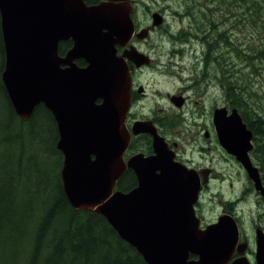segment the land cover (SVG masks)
Here are the masks:
<instances>
[{
    "label": "water",
    "instance_id": "water-1",
    "mask_svg": "<svg viewBox=\"0 0 264 264\" xmlns=\"http://www.w3.org/2000/svg\"><path fill=\"white\" fill-rule=\"evenodd\" d=\"M133 11L131 1L0 0L2 81L9 99L23 120L40 104L51 111L68 200L76 209L103 215L148 264H253L249 241H240L232 215L202 226L197 171L175 160L150 121L136 122L132 130L127 126L132 74L116 46L132 38ZM67 40L73 45L61 56L59 44ZM80 58L86 65H78ZM215 122L221 145L259 182L249 156L254 134L238 110L229 118L220 110ZM142 132L153 135L156 154L126 159L132 135ZM127 169L134 170L137 182L124 191L118 182ZM255 242V263L264 264L260 228Z\"/></svg>",
    "mask_w": 264,
    "mask_h": 264
},
{
    "label": "trees",
    "instance_id": "trees-1",
    "mask_svg": "<svg viewBox=\"0 0 264 264\" xmlns=\"http://www.w3.org/2000/svg\"><path fill=\"white\" fill-rule=\"evenodd\" d=\"M241 1L251 11L253 27L264 34V19L258 18L264 13V0ZM228 2L218 0L217 6ZM223 14L231 16L229 11ZM225 42L229 43L228 36ZM213 45L211 38L208 48ZM252 52L244 57L253 58L255 67V59L264 56V45ZM228 54L220 55L222 70L242 79ZM5 58L0 21V264H148L103 215L72 206L63 188L55 118L44 104L27 121L17 115L1 77ZM240 86L230 87V92L254 131L257 154H264V118L246 105ZM136 182L132 170H127L118 188L128 191ZM229 206L233 209L231 202Z\"/></svg>",
    "mask_w": 264,
    "mask_h": 264
},
{
    "label": "flooded vegetation",
    "instance_id": "flooded-vegetation-1",
    "mask_svg": "<svg viewBox=\"0 0 264 264\" xmlns=\"http://www.w3.org/2000/svg\"><path fill=\"white\" fill-rule=\"evenodd\" d=\"M102 1H131L134 6V11L131 16L135 30L132 38L126 46L119 44L116 46L118 49V55H125V60L127 61L132 74V103L127 118L128 128L132 130L136 122L150 121L156 127L159 135L165 139L168 150H171L176 154L175 160L197 171L202 181V191L205 188H210L211 182L216 178V171L213 165L214 158H209V162L206 164L199 161L195 156L204 154L203 152H205V154H220V152L210 153L205 150V147H209L207 150H210L211 144L214 142L221 145L218 133L219 125L215 122L217 112L223 109V113L229 118V116L233 114V111L237 109L234 98L231 94L232 92H230V87L234 90V87L237 86V82L233 79L230 80L232 75H230V73L227 74L225 70H222L219 49L220 35L219 38H212L211 29L207 30L204 25H202L204 31L203 36L195 35L192 32H190V34H183L181 30L179 33H174L171 31L172 19L170 17V10L165 4L157 6L160 4V0H153L151 6L149 4L141 6L140 0H91L90 2L86 1V3L88 5H95ZM212 4H216V6H211ZM217 4L218 0H204L202 2V8L199 10L200 14L202 12L203 18L207 20L209 19L210 28H212L213 31L217 28L215 22L220 19V15L218 14L216 17L215 14V11L219 12V6H217ZM156 7L160 8L157 9ZM188 9H190V7H187L185 12H180L181 15L184 17H191V15L195 16L194 11H189ZM166 26H168V29ZM165 28L166 34H168L169 37L172 36L175 38V43H178V41L185 44L192 43L191 48L196 52H199L200 45L202 46L204 44L207 46V53L202 54L201 52L197 62H195L196 74L192 73V75L197 76L196 79L193 81L189 78H182V84L179 87L176 86L179 89L177 91H170L159 87H157V89L154 88L157 84L161 85L163 83H168V74L177 79L176 77L178 76V73L180 74L181 72L176 70V68H171L174 66L172 61L176 64H183L181 59L177 60L175 58L174 60L173 57H169L168 61L163 62L162 59L164 52L160 50V44L156 41H151L154 34L161 32ZM161 37H163V33H161ZM211 38L214 40V45L210 49L208 48V42ZM72 45V40L61 41L59 44L60 55L65 56ZM187 50V48H185L184 51L183 49L178 50L177 57H181V54L183 52L186 53ZM217 51H219V54ZM167 57L168 55L166 58ZM78 60L83 59H77V63ZM84 65H86V63ZM165 90L167 91L164 92ZM156 96L163 98L167 102H171L170 106L173 110H167L168 112H165L166 108L158 105L150 110H146V104L144 101L155 99ZM157 103L158 101L156 100V104ZM238 112L244 120L242 113L239 110ZM194 115H196V117ZM245 117L247 118V116ZM192 119H194V121L195 119L198 120L197 124H194ZM245 123L248 126V123ZM192 125L198 126L199 130L189 129ZM248 128L250 127L248 126ZM185 129H187V132L184 133ZM250 129L254 134L253 129ZM181 135L184 140H186V144L190 149L183 147L179 141ZM201 138H204L207 143L202 144L200 142ZM254 139L255 136L253 135V148L249 152V156L253 165L258 169L260 175L259 182L254 181L248 175L243 164L221 145V147L227 152V158L237 162L246 175L244 182L245 189L241 188L240 193L235 199L230 198V200L226 201L223 205V212L232 215L239 223H241V211L239 206H241L240 204H245L242 200H247L246 198L248 196L254 194L255 198L251 201L252 205L258 208V210L264 209V196L261 193V190L264 189V161L262 159L264 154H257L258 150H256V142ZM215 147H217V145ZM138 153H143L145 156L156 154L154 151L153 135L151 133L142 132L132 135L131 143L125 152V158L128 159L132 155ZM255 154H257V156ZM127 170L125 172H127ZM132 172L136 176L134 170H132ZM258 185L261 188L259 190ZM229 202L232 203L233 209L230 208ZM204 203L205 201H203L200 196V201L196 205V212L202 219L203 227L218 219L217 217L216 219L209 221L205 218L206 211L204 210ZM245 214L246 213L243 215ZM254 222L255 223L252 224L251 229L252 234L256 239L257 229L260 228L264 231V214L260 213L259 217L255 219ZM245 236H247L245 240L249 241V247L247 250L248 256L250 258L253 254L255 257L257 250L255 239L253 242L252 239H249L248 235L241 232L240 241H244ZM236 256H238L237 252L235 253L234 258Z\"/></svg>",
    "mask_w": 264,
    "mask_h": 264
},
{
    "label": "rangeland",
    "instance_id": "rangeland-1",
    "mask_svg": "<svg viewBox=\"0 0 264 264\" xmlns=\"http://www.w3.org/2000/svg\"><path fill=\"white\" fill-rule=\"evenodd\" d=\"M140 1L141 6H145L146 4L151 6L153 2V0ZM203 1L204 0H160V4L157 6H160L161 4L168 6L171 13L170 17L172 19L171 31L174 33H179L181 30L183 34H190V32H192L195 35L203 36L204 31L202 25H204L207 30L211 29L212 38H219L220 34H224L223 38L221 37L222 39L219 40L220 55L229 53L228 58L233 71H238L240 76L243 77L242 79H236L237 76H231L230 80L233 79L237 82V85H241L240 87H242V92H244L246 105L258 112V114L264 118V56L260 59H255V67L253 66V58L249 57L248 59L244 57L246 53L251 56L253 54V48L262 47L264 45V34H260L253 27L254 23L253 21H250L251 11L248 10L247 5L241 0H229L226 5L219 4V12L215 11V14L216 17L219 14L220 19L215 22L217 28L213 31L212 28H210L209 19L207 20L203 18L202 12L201 14L199 12L200 8H202ZM187 7H190V9H188L189 11H194L195 16L191 15V17H184L181 15L180 12H185ZM156 8L158 9L160 7ZM226 11L230 12V17L223 14ZM258 18L259 20L264 19V13H261ZM166 28L168 29V26H166ZM166 28L161 32L154 34L151 41H156L160 44V50L164 52L162 59L163 62L168 61L169 57H173L174 60L175 58L177 60L181 59L183 64H176L172 61L174 66L171 68H176V70L181 73H178V76L176 77L177 79L168 74L169 82L161 85L157 84L154 88L157 89V87H159L170 91H177L179 89L176 86L179 87L182 84V78H189L193 81L196 79L197 76L192 75V73L196 74L195 62H197L201 52L202 54L207 53V46L204 44L201 46L199 43L200 49L199 52H196L191 48L192 43L185 44L181 41L175 43V38L172 36L169 37L168 34H166ZM161 33H163V37H161ZM225 36H228V44L225 42ZM185 48L188 49L187 52H183L181 57H177L178 50L183 49L184 51ZM241 51L243 53H241ZM217 53L219 54V51H217ZM167 55L168 57L166 58ZM239 62L243 68L239 66ZM242 92L240 93L242 94ZM156 100L158 101L157 104ZM144 102L146 104V110H150L157 105L166 108L165 112H168L167 110H173L170 106L171 102H167L158 96H156L155 99L145 100ZM239 111L242 113L241 110ZM194 116L196 117V115ZM192 122L197 124L198 120L195 119L194 121V119H192ZM189 129L199 130V127L192 125ZM185 132H187V129H185L184 133ZM179 141L183 147L190 149L182 135L179 137ZM200 142L202 144L207 143L204 138H201ZM216 145L217 147H215ZM208 148L209 147H205L207 152H220V154H205V152H203L204 154H199L195 157L206 164H208L209 158H214L213 165L216 171V178L211 182L210 188H205L201 193L202 200L205 201L203 204L204 210L206 211L205 218L210 221L216 219L221 214H224L223 205L225 202L230 200V198L235 199L240 193L241 188L245 189L244 182L246 175L237 162L227 158V152L219 143L214 142L211 144L210 150H207ZM254 198V194H252L246 198L247 200H242L245 204H240L241 206H239L241 211V223L238 222L240 233L242 232L248 235L249 239H252L253 242L255 237L252 234V224L255 223V219L259 217L260 213L264 214V209L258 210V208L252 205L251 201L254 200ZM244 213L246 214L243 215ZM246 238L247 236H245L244 240ZM250 259L252 263L255 264V257L253 254Z\"/></svg>",
    "mask_w": 264,
    "mask_h": 264
}]
</instances>
